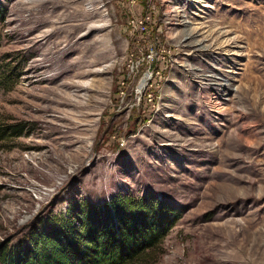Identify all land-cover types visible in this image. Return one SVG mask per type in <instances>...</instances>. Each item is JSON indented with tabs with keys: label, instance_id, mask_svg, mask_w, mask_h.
<instances>
[{
	"label": "rangeland",
	"instance_id": "obj_1",
	"mask_svg": "<svg viewBox=\"0 0 264 264\" xmlns=\"http://www.w3.org/2000/svg\"><path fill=\"white\" fill-rule=\"evenodd\" d=\"M0 12V244L146 197L179 217L143 264H264V0Z\"/></svg>",
	"mask_w": 264,
	"mask_h": 264
},
{
	"label": "trees",
	"instance_id": "obj_2",
	"mask_svg": "<svg viewBox=\"0 0 264 264\" xmlns=\"http://www.w3.org/2000/svg\"><path fill=\"white\" fill-rule=\"evenodd\" d=\"M3 19L0 12V23ZM4 73L0 71L1 83ZM9 131L11 136L22 133L18 126L0 128V141ZM72 209H76L74 205L67 218L53 216L13 246L0 244V264L156 262L161 240L179 217L173 207L146 197L85 201L79 204L76 214Z\"/></svg>",
	"mask_w": 264,
	"mask_h": 264
}]
</instances>
